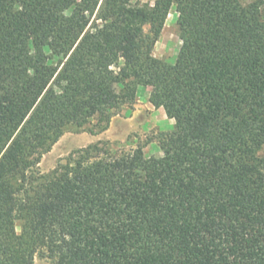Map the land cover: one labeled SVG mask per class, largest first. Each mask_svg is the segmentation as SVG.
<instances>
[{
	"label": "trees",
	"instance_id": "trees-1",
	"mask_svg": "<svg viewBox=\"0 0 264 264\" xmlns=\"http://www.w3.org/2000/svg\"><path fill=\"white\" fill-rule=\"evenodd\" d=\"M146 87L161 154L97 142L40 173ZM263 146L264 0H0V264H264Z\"/></svg>",
	"mask_w": 264,
	"mask_h": 264
},
{
	"label": "rangeland",
	"instance_id": "rangeland-1",
	"mask_svg": "<svg viewBox=\"0 0 264 264\" xmlns=\"http://www.w3.org/2000/svg\"><path fill=\"white\" fill-rule=\"evenodd\" d=\"M153 2V0H142ZM244 3L253 0H242ZM176 14L174 10L168 14L159 39L156 41L152 54L164 61L172 62L180 48ZM150 88H141L136 102L131 108L121 107L112 118L109 127L98 134L87 130L65 132L50 150L42 155L38 169L41 174L50 178L58 164L65 163L66 157L73 151L92 143H106L112 151L134 149L137 145L144 146L145 155L161 154L158 136L173 129L174 120L167 117L163 109L154 108L148 101ZM264 157V146L259 151ZM17 231L19 226L17 225ZM33 264H53L48 257L36 254Z\"/></svg>",
	"mask_w": 264,
	"mask_h": 264
},
{
	"label": "crops",
	"instance_id": "crops-1",
	"mask_svg": "<svg viewBox=\"0 0 264 264\" xmlns=\"http://www.w3.org/2000/svg\"><path fill=\"white\" fill-rule=\"evenodd\" d=\"M158 110H160V109H163V108H157Z\"/></svg>",
	"mask_w": 264,
	"mask_h": 264
}]
</instances>
